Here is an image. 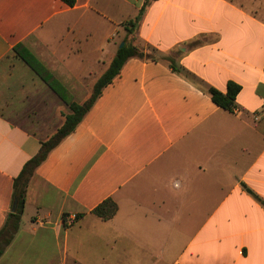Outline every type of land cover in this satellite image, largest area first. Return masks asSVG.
Segmentation results:
<instances>
[{
	"label": "crops",
	"instance_id": "1",
	"mask_svg": "<svg viewBox=\"0 0 264 264\" xmlns=\"http://www.w3.org/2000/svg\"><path fill=\"white\" fill-rule=\"evenodd\" d=\"M144 2L0 0V228L70 112L23 57L81 103L125 38L146 54L35 169L0 264H264V0H153L128 33ZM228 81L233 111L203 90Z\"/></svg>",
	"mask_w": 264,
	"mask_h": 264
},
{
	"label": "trees",
	"instance_id": "2",
	"mask_svg": "<svg viewBox=\"0 0 264 264\" xmlns=\"http://www.w3.org/2000/svg\"><path fill=\"white\" fill-rule=\"evenodd\" d=\"M62 1L70 6L74 4V0ZM151 1L153 0H145L134 19L129 20L126 23V29L128 33H133V31L137 28L146 6ZM132 57L143 59L146 58V54L142 48L128 44L126 40H124V44L116 50L107 68L92 85L90 95L81 103H77L76 101L72 100V96L66 90V88L51 74H49L36 60H34L32 57L28 59L23 57V59L32 67V69L41 77V79L68 106L70 112L64 114L62 123L59 125V127L48 138L40 142L38 152L24 163L20 173L14 179L11 201L12 210L7 214L6 219L0 228V256L2 255L6 246L9 245L14 234L19 228L20 218L24 207L25 189L30 178L34 174L35 169L46 159L49 152L53 148H55L66 136L74 131L85 114L92 107L97 97L100 95L103 87L106 86L116 75H118L123 64L127 61V59ZM150 58L152 59V57ZM166 60L168 61L172 70L182 73L184 76L189 75L187 72L181 71L172 58L166 57ZM203 90L210 96V99L217 106L228 111H233L236 107L235 97L240 90V85L235 82L228 81L225 92H222L212 86H206ZM116 211V203L111 198H107L98 204L91 212L94 215L106 220L111 218L116 213ZM80 216L81 214H78L76 218Z\"/></svg>",
	"mask_w": 264,
	"mask_h": 264
},
{
	"label": "rangeland",
	"instance_id": "3",
	"mask_svg": "<svg viewBox=\"0 0 264 264\" xmlns=\"http://www.w3.org/2000/svg\"><path fill=\"white\" fill-rule=\"evenodd\" d=\"M127 36H128V34H127ZM125 40H126V42L128 43V44H131V40L129 39V40H127L126 38H125ZM148 53H152V52H148ZM90 93H91V91H90ZM64 115V114H63Z\"/></svg>",
	"mask_w": 264,
	"mask_h": 264
},
{
	"label": "water",
	"instance_id": "4",
	"mask_svg": "<svg viewBox=\"0 0 264 264\" xmlns=\"http://www.w3.org/2000/svg\"><path fill=\"white\" fill-rule=\"evenodd\" d=\"M122 45H123V42H121V43L119 44V48H120Z\"/></svg>",
	"mask_w": 264,
	"mask_h": 264
},
{
	"label": "built area",
	"instance_id": "5",
	"mask_svg": "<svg viewBox=\"0 0 264 264\" xmlns=\"http://www.w3.org/2000/svg\"><path fill=\"white\" fill-rule=\"evenodd\" d=\"M69 223V222H68Z\"/></svg>",
	"mask_w": 264,
	"mask_h": 264
}]
</instances>
